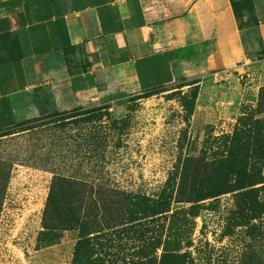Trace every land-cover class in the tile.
I'll return each instance as SVG.
<instances>
[{"label":"rangeland","instance_id":"1","mask_svg":"<svg viewBox=\"0 0 264 264\" xmlns=\"http://www.w3.org/2000/svg\"><path fill=\"white\" fill-rule=\"evenodd\" d=\"M248 66L0 137V264H264V52ZM241 170L254 193L213 195Z\"/></svg>","mask_w":264,"mask_h":264},{"label":"crops","instance_id":"2","mask_svg":"<svg viewBox=\"0 0 264 264\" xmlns=\"http://www.w3.org/2000/svg\"><path fill=\"white\" fill-rule=\"evenodd\" d=\"M0 38V58L12 40L22 56L0 64L2 133L171 86L189 67L249 70L264 50V0H0Z\"/></svg>","mask_w":264,"mask_h":264},{"label":"trees","instance_id":"3","mask_svg":"<svg viewBox=\"0 0 264 264\" xmlns=\"http://www.w3.org/2000/svg\"><path fill=\"white\" fill-rule=\"evenodd\" d=\"M235 7H236L235 12L238 13L239 9L242 6L237 7V5H236ZM257 39H258L259 44L262 45V41H261L260 37H257ZM7 47L10 49V54L6 58H0V64L6 63V62H14V61L19 60L22 57L21 54L18 53V43L16 40L7 41ZM0 50H2V49L0 48ZM262 52H264V50H262ZM165 88L166 87H158V88L152 89L150 91H146L143 94L138 95L137 98H148V97H151L154 95H158L160 93L165 92L166 91ZM101 108L102 107H100V106H95V107H91V108H87V109L75 108L72 111L66 112V113H59V112H53V113H57V114L63 116L64 119H72V118L88 116V115L93 114L94 112L100 110ZM35 120H38V117L17 123V124H15V128L8 129V130L0 133V137L11 135L12 133H14L13 131L15 129L20 128V127H22L28 123H31ZM234 140L237 142V138H234ZM231 146L228 147V155H230L236 148V147L231 148ZM224 161H225V159L219 160L218 164L220 166H222ZM230 163H234V162L230 161ZM237 164L242 165V160L238 161ZM232 174L233 173L230 172L228 176H231ZM235 174L237 175V178L234 179L233 183H232V181L229 182L227 177H222L220 180H219L220 177H218L217 178L218 188H217V191H215L213 193V195L220 196L222 194L237 191L238 192L237 193L238 198L241 201H243V199L245 198L246 195H251L252 193L255 192V188H252V187H254L257 184L258 180L260 179L259 177L255 178L254 175L248 176L247 173H245L243 170L238 171ZM189 178H190V176H189ZM190 180L193 182L194 181L196 182V180H194L193 178H191ZM199 194L200 193L184 192V190L179 189V191L177 193V198L180 199V202L191 203L194 205L197 201L201 200L200 197H198ZM192 209H194V208H192ZM197 214H198V212L195 211L193 213V216H196ZM175 216H176V213L173 212L172 218H174Z\"/></svg>","mask_w":264,"mask_h":264}]
</instances>
